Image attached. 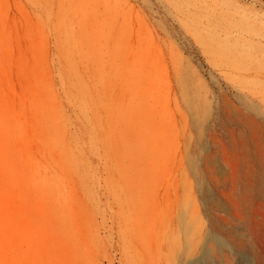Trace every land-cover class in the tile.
I'll return each mask as SVG.
<instances>
[{
    "label": "rangeland",
    "instance_id": "1",
    "mask_svg": "<svg viewBox=\"0 0 264 264\" xmlns=\"http://www.w3.org/2000/svg\"><path fill=\"white\" fill-rule=\"evenodd\" d=\"M262 137L264 0H0V264H264Z\"/></svg>",
    "mask_w": 264,
    "mask_h": 264
},
{
    "label": "bare ground",
    "instance_id": "2",
    "mask_svg": "<svg viewBox=\"0 0 264 264\" xmlns=\"http://www.w3.org/2000/svg\"><path fill=\"white\" fill-rule=\"evenodd\" d=\"M246 156L247 157H246V160L244 161V163L245 164L246 163L252 164L253 179H251V180L253 181L252 183H253L254 187L252 188V190L250 192H248L249 189H246L247 186L244 185L243 191L241 192V203H240L239 216H240V219L242 220V222L244 224L246 223L247 216H248L247 215V203L251 200L252 197L255 196L258 199V201L261 202L262 207L264 208V137L256 139L255 148L253 149L252 153H248V154H246ZM194 214H195V220H198L197 210H195ZM199 224H200V221L197 223L196 232L192 233V236L189 239V242L191 243V247H192L193 251L197 250V248L201 242V239H202ZM245 227L243 228L244 230L246 229ZM229 231H231V230H229ZM243 231H240L241 237L244 236V234L242 233ZM239 235H240V233H239ZM241 239L244 240L245 238L243 239V237H242ZM240 246L244 249V244L241 245V243H240L239 247ZM17 255L22 256L19 253H17ZM204 255H205V253H204ZM5 256H6L5 254L0 252V259H3ZM244 257H246V256H244ZM21 264H27V260L21 262ZM29 264H32V263H29Z\"/></svg>",
    "mask_w": 264,
    "mask_h": 264
}]
</instances>
